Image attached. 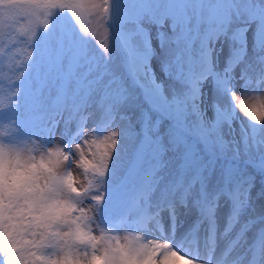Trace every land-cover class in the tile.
<instances>
[{
    "label": "rangeland",
    "instance_id": "1",
    "mask_svg": "<svg viewBox=\"0 0 264 264\" xmlns=\"http://www.w3.org/2000/svg\"><path fill=\"white\" fill-rule=\"evenodd\" d=\"M114 1L120 16L113 23L111 4L106 27L86 16L82 32L70 13L57 10L49 29L38 31L17 109L7 106L30 51L25 30L43 17L20 18L0 31L3 139L30 138L47 146L48 122L59 117L56 142H79L81 128L98 136L117 130L104 190L106 222L121 234L134 231L132 220L148 207L150 196L154 200L174 185L181 190L209 160L212 172L219 170L218 188L226 186L228 174L235 186L253 180L245 192L261 185L257 175H244L264 170L258 163L264 123L247 120L229 92H264V0ZM118 22L124 43L127 32L141 29L127 41L133 50L123 51L111 32L110 24ZM240 199L264 209L246 193ZM236 213L246 214L241 207Z\"/></svg>",
    "mask_w": 264,
    "mask_h": 264
},
{
    "label": "snow or ice",
    "instance_id": "2",
    "mask_svg": "<svg viewBox=\"0 0 264 264\" xmlns=\"http://www.w3.org/2000/svg\"><path fill=\"white\" fill-rule=\"evenodd\" d=\"M57 10L70 13L83 32L81 21L86 16L95 17L98 25L106 27L111 0H0V31L11 28L20 18L43 17L38 25L32 24L25 30L30 51L21 69V79L14 85L17 94L11 98L8 109L18 108L19 85L28 71L34 40L39 30L49 29ZM101 47L107 51L103 42ZM262 94L238 96L229 92L236 110L255 124L264 123ZM60 118L48 122L49 144H41L51 149L49 156L54 162L63 163L66 169L75 165L83 180L68 182L63 177L51 176L43 189L36 185L31 191L18 190L0 199V264H201L200 259L174 246L158 220L155 234L149 235L153 227L145 221L140 230L124 231L127 243H120L121 232L106 222L110 217L106 215L104 190L119 133L113 129L98 136L81 128L79 142H56L54 129ZM3 136L0 132V140ZM236 207H240L239 200ZM212 210L208 209L209 221ZM235 219L234 213L229 228ZM133 232L143 233L152 243H133Z\"/></svg>",
    "mask_w": 264,
    "mask_h": 264
},
{
    "label": "bare ground",
    "instance_id": "3",
    "mask_svg": "<svg viewBox=\"0 0 264 264\" xmlns=\"http://www.w3.org/2000/svg\"><path fill=\"white\" fill-rule=\"evenodd\" d=\"M208 162H210V164ZM208 162L204 165L202 164L194 174L186 179L181 190L175 189L177 188L176 185L174 190L172 187L168 189L166 193L161 191L159 188L158 191H161L159 196L155 195L157 197L154 200H152L150 196V199L148 200L149 208L135 216L132 223L139 227L143 223V220H153V222L156 223V221H154L155 217H159L160 219L163 214L168 213L169 218L162 223L160 221V225H162V227L163 225L169 227V220L172 218L181 219V225L183 226L186 218L196 214V216H200V223H207L206 232H212L210 238L208 239L213 240V236L217 239L222 238L226 233V229L230 230L228 223L235 213V217L243 219L242 223H245L240 233L241 237L238 238H243L244 243H246V245L249 243L250 245L243 251L241 255L235 256L233 264L238 261H243V259L246 261L245 264H261V259L264 256V237H261L264 233V209L259 210L248 203L242 205L240 197L246 193V196L249 199H255L258 201V204L264 206V181H260V179H264V170L259 169L253 174L244 175L245 178L257 175L259 180H257L255 183L256 185L261 184L245 192L244 186L246 188L253 183V180L238 183L235 186L230 174H228L226 186L218 188L217 179L219 176V170L217 169V171L213 173L212 167H209V165L211 166L212 161L209 160ZM260 162L264 163V155L262 156V159L258 161V163ZM166 173L168 175L169 171ZM148 184L153 185L152 182H149ZM147 189L149 190L148 187ZM237 200L240 201V207L246 213L245 215L236 213ZM219 207L224 209L222 213L218 211ZM209 208L213 209L212 221H209L208 219ZM246 218L248 220H245ZM256 222H262L261 224H257L258 226L255 228L256 231L261 227L259 235H257L255 232L252 234L254 230H248L246 232V228L250 225L254 226ZM234 242H237V240ZM234 242L232 244H234ZM213 244V247L217 245V243L214 242ZM180 250L185 251L190 255H194L199 259H205L207 257L202 253H196L188 248H180ZM230 253V251L228 253L225 252L222 257L226 258L228 255V260L232 257L229 256ZM248 255L250 256L249 258Z\"/></svg>",
    "mask_w": 264,
    "mask_h": 264
},
{
    "label": "clouds",
    "instance_id": "4",
    "mask_svg": "<svg viewBox=\"0 0 264 264\" xmlns=\"http://www.w3.org/2000/svg\"><path fill=\"white\" fill-rule=\"evenodd\" d=\"M50 150L30 138L20 139L17 143L0 140V199H6L18 190L31 191L36 185L43 189L51 176L63 177L68 182L80 178L77 169H66L63 163L50 159ZM125 236V233L120 234L121 244L127 243ZM130 236L136 244L152 243L141 232H133ZM201 264H209V261L203 259Z\"/></svg>",
    "mask_w": 264,
    "mask_h": 264
},
{
    "label": "trees",
    "instance_id": "5",
    "mask_svg": "<svg viewBox=\"0 0 264 264\" xmlns=\"http://www.w3.org/2000/svg\"><path fill=\"white\" fill-rule=\"evenodd\" d=\"M138 124H139V121H138V123H137V126H138Z\"/></svg>",
    "mask_w": 264,
    "mask_h": 264
}]
</instances>
